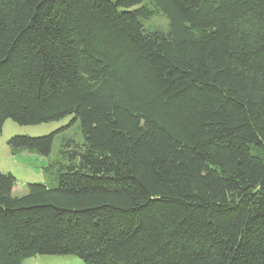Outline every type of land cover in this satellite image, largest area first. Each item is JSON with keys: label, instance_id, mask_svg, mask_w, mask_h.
I'll return each mask as SVG.
<instances>
[{"label": "trees", "instance_id": "1", "mask_svg": "<svg viewBox=\"0 0 264 264\" xmlns=\"http://www.w3.org/2000/svg\"><path fill=\"white\" fill-rule=\"evenodd\" d=\"M69 115L56 184L0 170V264H264V0H0V131Z\"/></svg>", "mask_w": 264, "mask_h": 264}, {"label": "rangeland", "instance_id": "2", "mask_svg": "<svg viewBox=\"0 0 264 264\" xmlns=\"http://www.w3.org/2000/svg\"><path fill=\"white\" fill-rule=\"evenodd\" d=\"M158 26L165 29L166 18L157 15L145 22V26ZM69 115L57 121L39 124H18L12 119L3 122L0 131V170L9 172L15 177L12 195L22 196L27 192V184L44 183L48 186L56 184L57 169L66 160L60 152L62 143L72 139L82 141L78 121ZM54 132V138L48 155H40L35 151L20 149L12 152L7 141L13 135L40 136ZM20 264H84L76 255L35 254L23 259Z\"/></svg>", "mask_w": 264, "mask_h": 264}]
</instances>
